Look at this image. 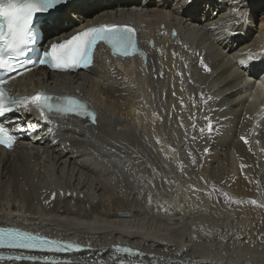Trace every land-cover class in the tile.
I'll use <instances>...</instances> for the list:
<instances>
[{"label":"bare ground","instance_id":"1","mask_svg":"<svg viewBox=\"0 0 264 264\" xmlns=\"http://www.w3.org/2000/svg\"><path fill=\"white\" fill-rule=\"evenodd\" d=\"M228 1L176 0L178 15L99 3L91 22L135 24L145 59L119 65L100 46L101 76L30 84L83 95L97 123L71 124L70 152L0 156V223L91 247L67 264H264V85L190 19L206 5L214 19L227 7V22L248 0ZM254 3L256 32L240 50L264 41V0ZM115 242L145 255L120 256Z\"/></svg>","mask_w":264,"mask_h":264},{"label":"snow or ice","instance_id":"2","mask_svg":"<svg viewBox=\"0 0 264 264\" xmlns=\"http://www.w3.org/2000/svg\"><path fill=\"white\" fill-rule=\"evenodd\" d=\"M64 4L65 0H0V16L5 18V23H0V67L11 70V62L15 55L22 53L24 46L34 42V18L37 22L42 19L41 27L47 28L50 32L59 30L66 22L65 18L59 14ZM236 14L240 15L238 12ZM134 32V29L119 25L91 27L76 32L70 38L51 43L42 53L39 63L65 71L78 66L88 67L92 64L93 49L98 41L108 44L114 55L128 56L131 54L130 49H136ZM241 63L243 64L244 61ZM5 83L4 79H0V117L14 111L30 112L32 108H35L45 122H48L49 114L53 113L61 117L72 115L87 118L91 123L96 122L95 110L91 109L86 101L77 97H57L46 92L17 97L10 94L4 86ZM19 130L35 131V126L28 124L26 129ZM209 130L211 131V124ZM17 138L12 129L0 122V146L11 150ZM4 247L68 252L78 251L82 246L75 242L50 239L17 228L0 227V248ZM112 247L115 253L125 254L127 257L138 259L145 255L130 246L114 245ZM117 258L121 260V264H124L123 258ZM8 259L38 260L40 257L16 255L9 256ZM49 264H60V262L53 260ZM128 264H136V260H129Z\"/></svg>","mask_w":264,"mask_h":264},{"label":"rangeland","instance_id":"3","mask_svg":"<svg viewBox=\"0 0 264 264\" xmlns=\"http://www.w3.org/2000/svg\"><path fill=\"white\" fill-rule=\"evenodd\" d=\"M240 202H243V201H239V202L235 201L234 204H233V205H234V208H236L237 211L239 210L238 212H242V211H241V207H242L241 205H243V204H241ZM238 204H239V205H238ZM233 205H232V206H233ZM236 205H237V206H236ZM239 206H240V207H239Z\"/></svg>","mask_w":264,"mask_h":264}]
</instances>
